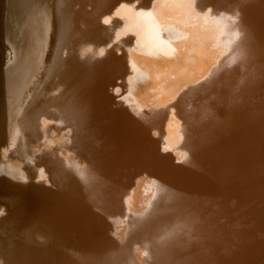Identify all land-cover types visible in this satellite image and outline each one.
Returning a JSON list of instances; mask_svg holds the SVG:
<instances>
[{
	"label": "rangeland",
	"instance_id": "rangeland-1",
	"mask_svg": "<svg viewBox=\"0 0 264 264\" xmlns=\"http://www.w3.org/2000/svg\"><path fill=\"white\" fill-rule=\"evenodd\" d=\"M90 1L94 9L86 12L90 13L87 19L96 18L97 26L108 1ZM195 1L158 0L154 19L159 20L160 35L166 37L168 31L185 25L187 14L197 6ZM197 1L204 3L206 27L216 28L224 42L209 70L213 82L207 84V79L199 90H192L195 84H190L172 101L166 95L171 76L157 69L156 62L152 78L134 89L112 61L113 67L107 62L102 70L101 65L82 68L83 75L89 69L93 72L87 82H79L73 73L79 67L77 33L85 14L82 5L88 0L48 2L50 22L41 29L45 37L39 45L40 67L24 81L23 88L29 91L19 96L11 123L7 121L0 130V262L127 264L135 258L129 252L135 245L129 246L130 242L136 240L132 234L142 233L151 245L157 237L163 240L160 245L165 249L152 246L149 252L160 259L169 252L171 259L176 258L170 264H264V0ZM84 24L88 38L96 33L102 39L119 25L92 31V23ZM8 39L0 44V77L16 70L18 56ZM124 51L114 48L115 62ZM97 67L100 72L95 71ZM84 82L83 101L94 94L101 97L105 134L97 130L99 123L77 125L78 116L84 115L77 103L68 115L61 110L65 134L57 149L35 162L26 155L21 131L35 125L37 114L41 112V118L46 114L58 87L65 89L62 97L69 96L72 84ZM157 100L165 106L177 102L171 117L152 110ZM158 117H166L162 123L170 124L173 131L158 122L161 131L152 133ZM136 125L144 126L143 130L136 133ZM9 127L17 129V137L6 140ZM89 144L96 150L86 172L74 173L61 166L64 153ZM170 211L175 214L172 218ZM139 216L155 217L156 228L147 230L153 222L138 224ZM39 229L44 239L36 238Z\"/></svg>",
	"mask_w": 264,
	"mask_h": 264
},
{
	"label": "bare ground",
	"instance_id": "bare-ground-1",
	"mask_svg": "<svg viewBox=\"0 0 264 264\" xmlns=\"http://www.w3.org/2000/svg\"><path fill=\"white\" fill-rule=\"evenodd\" d=\"M107 1H108V4L106 3L107 6L105 5L106 6L105 8L103 6L104 9L103 10L101 9L102 12L98 16V19L100 17L101 19H100V23L97 24V26L95 25L97 22L96 18L92 19V21H88L87 19L90 13L86 14V12H90L93 6L91 1L88 0V3L86 5H82L85 8V14L83 15V20L80 24L81 26L78 27V33H77L78 35L77 40L79 43L77 46L78 48L77 54H78L79 59L77 61H78L79 67H77L78 69L76 68L73 71V73L78 76L79 82L84 81V79H86L85 81L87 82L91 78L92 76L91 73L93 72V70L89 69L85 73V75H83L81 73L82 68L87 67V66H93V65L94 66L101 65V70H102V64H106L107 62L110 63L111 61L116 63L117 66L122 69L123 77H126L131 89H134L136 86H138L140 82H144V81L148 82V80L152 78L154 62H156L158 66L157 69H163L167 71V73L171 76V80L169 81V83H167V88H166V91H167L166 95L170 97L171 101H172L171 98L174 95L176 94L181 95V92L184 91V89L190 84H195V86L192 87V90L194 89L199 90L198 88L202 89L203 84L204 82L207 81V79H208L207 84H210V81L213 82L214 77L211 75V71L213 70L214 65L211 63H214V58L216 57V55H219L218 54V49L220 48L219 44H222L224 41H221V37L218 35V31L216 28L212 27L211 25L209 28H207L208 26L206 27V15H205L206 13L204 10L205 9L204 3L199 4L200 1L196 0L195 6L196 4L197 6L195 9H193L194 6L193 5L191 6V4L189 3L190 9L192 8L193 11L187 14L185 18V25H183L181 28L179 27V29L176 28L175 30L171 31V33L169 31L167 33L164 32L166 33L165 34L166 37H164V35L161 36L159 32V29H160L159 20L158 22H156V20L154 19L156 12H157L156 2H158V0H107ZM48 2H52V0H0V44H1V40L8 36L10 38L8 40H11L14 43L13 50H15L17 54L15 56H18V59L16 62L17 63L16 68H14L16 69L15 72H10L11 74H8L5 71V73H7L8 75L6 76V74L4 73L5 76L3 74V76L0 77V130H2L3 124H5L7 121H9L8 123H11L12 117L16 114L15 111L19 108V107L15 108V104L17 103L19 96L21 97V95H23L27 91V87L23 88V84H25L24 81L28 79V77H30L31 74L35 70L38 69L37 67H40L39 63L41 60L38 61L37 63V58H41V56L43 55L40 49L42 48L40 46L43 42L42 43L40 42L45 37V32H41V29L47 26L48 23L50 22L49 12L51 11V6H50L51 4H48ZM93 9H94V6H93ZM84 18H85V21L92 23V27H91L92 31L93 29L98 30L99 27L101 28L104 26L106 27L107 25H110L113 23L115 24L116 22L119 25L117 24L118 25L117 29L113 32L111 31L112 33L109 32L110 34H107L104 32L105 34H107L106 35L107 37L103 39L102 37H95L96 33L95 35L93 34L91 38H88V36L84 34V30H85L83 29L84 27L83 25H85ZM174 28L175 27H173V29ZM112 30H114V28ZM101 31H98V32L100 33ZM95 38H98V39L95 40ZM98 41L99 43H97ZM9 42L10 41H8V43ZM115 47H119L122 49L125 48L126 50L124 51V54L120 56V59L117 58L119 59V61H116V62H115L116 59L114 60L111 55V52L114 50ZM156 56H163L165 60H160L161 58L156 57ZM108 65L113 67L112 63ZM210 69L211 71L209 72ZM101 70L98 67L95 68V71L97 72H100ZM10 71H11V68H10ZM85 86H86L85 82L81 86L79 85L75 86L72 84V86H70L68 90L69 93L71 94L69 96H67L68 95L67 94L66 96H63V97L61 93L65 90L64 87H62V90H60L61 89L60 87L58 88L56 87L57 89L55 93L52 96H50V100H52V102L49 104L46 114L43 115L42 118L40 117L41 112L37 114L35 125L33 122V124L27 126L28 127L27 129L25 128L26 130L24 132L21 131L22 132L21 139H22L23 147H25V150H26L25 152L27 153L26 155L28 157L33 158L34 161L37 163L39 161L42 162L41 161L42 158L47 153H49V151H52L53 148L57 149L58 145L57 147H55V145L57 142H59L61 134L64 132V126H65V124L63 125V121H65L63 113L65 112L61 110L66 111L67 113L65 114L68 115L70 111L73 109V107L76 106L77 103H80L79 105L83 107V111H84L83 112L84 115L80 112L81 114L78 116V119H76L77 125L82 127L83 126L82 124L84 123L86 124L89 122L90 124L99 123L97 130H101L100 132L102 133L100 134L102 136L103 134H105L106 130H105L104 121H103L105 120L104 116L102 118L103 120L101 119V115H102L101 109L103 108V104L102 102L99 103V98L101 97L96 96L94 94L93 95L94 97L92 99L88 97L89 101L87 100L83 101L80 97H84L85 95L83 94V90ZM90 93H91V90L87 92V94H90ZM130 97L131 96H129L127 99L130 100L131 99ZM23 99H25V97ZM164 99L166 100V98ZM21 100L22 98L20 99V101ZM176 103L177 102H175L174 104H168L165 106L163 101L157 100L152 110L156 111L157 109H160L159 112L164 113V115L169 118L172 116L173 110L176 109L175 108ZM22 106L20 108H22ZM81 106L79 107L81 108ZM169 107H172V109ZM167 108L171 110L167 112ZM166 117H158V121L156 125L151 126L152 133H155V132L157 133L158 131H161V127H159L158 122L162 123L166 119ZM93 126H96V125H93ZM164 126L169 131H173L172 128L170 127V124H168L167 126V124L162 123V127ZM15 127L14 128L12 127L13 129L9 127L10 131H8L6 133V137H4L6 140H10L12 137L16 136L17 129ZM84 127L85 126H83V128ZM143 127L144 126L136 125L135 132L137 133L141 129L143 130ZM95 128L96 127H94V130H95L94 132H99V131H96ZM91 129H93V127ZM74 133L75 132H73L72 134ZM91 133H93V131ZM71 135L70 137H72ZM68 136L69 135H66V137ZM68 141H70V139ZM60 142L62 141L60 140ZM71 143H69L67 146L69 147ZM62 144L61 146H63ZM93 145L91 146V144H89V146L87 147L84 146L83 149L80 148V150L75 148L74 150L77 149L76 152L72 150L74 152H67V153H64V155L61 154L62 155L61 166L64 169L70 170L71 172H74V173L79 172V171L83 173L86 172L89 168L87 166L90 165L91 162L94 161L93 153L95 152L96 149L94 150ZM215 160L216 159H214V161ZM91 169L92 168H90L89 171ZM171 197L173 196L171 195ZM165 199H166V196H165ZM167 200H168V197H167ZM161 205H164V204H161ZM161 205L159 207H165ZM161 213L163 214V212ZM169 213H171V211ZM172 213L170 215L171 218L173 215H175V214L172 215ZM165 214L169 216V214L167 213ZM153 219H155V217L148 220V218H142L139 216L137 222L141 226L142 225L148 226L154 221ZM158 220L159 218L157 219V221ZM168 220L164 222L166 223ZM155 222H153L152 225L153 224L155 225ZM160 223H162V221L161 222L159 221V224ZM167 223H170V222H167ZM154 225L153 226L149 225V228H147V230L149 231L150 227H154ZM168 225L169 224H167V226ZM139 227L137 226V228ZM154 230L150 232H152V234H156ZM158 231L160 230L158 229ZM132 235L136 236V238H132L136 240H132L130 242L129 246H133L134 244L135 245L133 249L132 247L129 248L131 249L129 250V252L135 258L134 260L130 261V263L129 261H127V264H135L137 263L136 261H138L140 264H170L171 261L176 259V258L171 259L169 252L164 259H160L159 257L154 256L149 252V247H152V246H156L158 248L157 250H160L161 248H162L161 250L165 249L164 248L165 245H160V243L163 244V240L161 241L159 237H157L159 240L154 239V242L150 241L152 243L151 245L147 241H144V239H146V236L144 234L138 233L136 235L135 234H132ZM44 237H45L44 232L39 229L38 232L36 233V238H39L38 240H41V239H44ZM173 253L175 255L176 251L173 250ZM0 264H4V263L0 262Z\"/></svg>",
	"mask_w": 264,
	"mask_h": 264
}]
</instances>
